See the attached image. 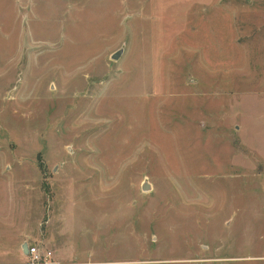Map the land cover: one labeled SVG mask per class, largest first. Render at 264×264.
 I'll use <instances>...</instances> for the list:
<instances>
[{"label": "rangeland", "instance_id": "374dc122", "mask_svg": "<svg viewBox=\"0 0 264 264\" xmlns=\"http://www.w3.org/2000/svg\"><path fill=\"white\" fill-rule=\"evenodd\" d=\"M24 242L264 264V0H0V264Z\"/></svg>", "mask_w": 264, "mask_h": 264}, {"label": "built area", "instance_id": "2783aa9c", "mask_svg": "<svg viewBox=\"0 0 264 264\" xmlns=\"http://www.w3.org/2000/svg\"><path fill=\"white\" fill-rule=\"evenodd\" d=\"M28 247V261L25 264H61L56 260L54 252L51 249H42L30 243H28Z\"/></svg>", "mask_w": 264, "mask_h": 264}, {"label": "water", "instance_id": "95a60500", "mask_svg": "<svg viewBox=\"0 0 264 264\" xmlns=\"http://www.w3.org/2000/svg\"><path fill=\"white\" fill-rule=\"evenodd\" d=\"M122 49L118 50L117 52H115L113 55H112V58L113 59H118L120 54L122 53ZM149 186H148V183H145L143 185V189L144 190H148ZM22 250L24 252V254H28L29 253V247H28V242H24L23 245H22Z\"/></svg>", "mask_w": 264, "mask_h": 264}, {"label": "crops", "instance_id": "0c3cea01", "mask_svg": "<svg viewBox=\"0 0 264 264\" xmlns=\"http://www.w3.org/2000/svg\"><path fill=\"white\" fill-rule=\"evenodd\" d=\"M24 253V252H23ZM55 255V254H54ZM25 256L27 257V254H25ZM55 258H56V256H55ZM56 260L59 262V260L56 258Z\"/></svg>", "mask_w": 264, "mask_h": 264}]
</instances>
